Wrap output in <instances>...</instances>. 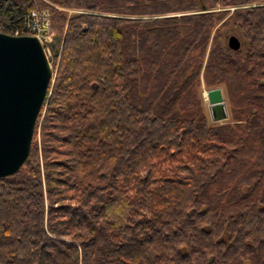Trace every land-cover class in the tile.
Masks as SVG:
<instances>
[{
    "label": "trees",
    "instance_id": "trees-1",
    "mask_svg": "<svg viewBox=\"0 0 264 264\" xmlns=\"http://www.w3.org/2000/svg\"><path fill=\"white\" fill-rule=\"evenodd\" d=\"M32 10L60 47L0 264H264V0H0L5 32Z\"/></svg>",
    "mask_w": 264,
    "mask_h": 264
},
{
    "label": "water",
    "instance_id": "water-1",
    "mask_svg": "<svg viewBox=\"0 0 264 264\" xmlns=\"http://www.w3.org/2000/svg\"><path fill=\"white\" fill-rule=\"evenodd\" d=\"M228 48L240 51V38L230 35ZM53 77L52 64L37 37L0 32V178L15 174L27 160ZM207 94L211 120H227L230 113L223 90L213 88Z\"/></svg>",
    "mask_w": 264,
    "mask_h": 264
},
{
    "label": "built area",
    "instance_id": "built-area-1",
    "mask_svg": "<svg viewBox=\"0 0 264 264\" xmlns=\"http://www.w3.org/2000/svg\"><path fill=\"white\" fill-rule=\"evenodd\" d=\"M6 22L0 18V32H5ZM12 35H30L39 39L44 47L47 56H51V43L54 32L50 11L32 10L23 19L22 31H16Z\"/></svg>",
    "mask_w": 264,
    "mask_h": 264
},
{
    "label": "rangeland",
    "instance_id": "rangeland-1",
    "mask_svg": "<svg viewBox=\"0 0 264 264\" xmlns=\"http://www.w3.org/2000/svg\"><path fill=\"white\" fill-rule=\"evenodd\" d=\"M53 32H54V31H53ZM230 35H236V36H238V37L240 38L241 42H242V48H241V50L243 51L244 49H246V46H247L246 41H245L244 37L242 36V34L240 33V31H239V29H238L237 27H236V28L228 29V31L226 30V39H225V43H226L227 47H228V37H229ZM55 36H56V34H55V32H54L53 41H52V43H51V54H52V55H51V56H48L49 59H52V58L54 57L55 52H57V50H58L59 47H60V41H59V39H56ZM50 62H51V60H50ZM51 64H52V62H51ZM214 88H221V89L223 90L224 98H225V100H226V102H227V105H228V108H229L230 116H229V118H228L227 120H224V121H222V122H213V121L211 120V116H210V113H209V100H208V94H207V92H208L210 89H208V88H206L205 86H203V88H202V92H203V93H202V94H203L204 105H205V109H206V112H207V115H208V119H209L210 125H217V124H223V123H229V122H232V120H231V112H230V104H229L228 97H227V95H226V92H225V88H224V86L219 85V86H216V87H214Z\"/></svg>",
    "mask_w": 264,
    "mask_h": 264
}]
</instances>
